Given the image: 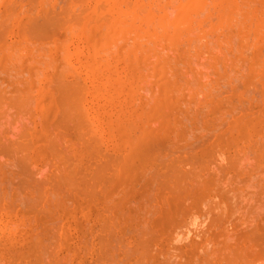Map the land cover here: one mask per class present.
Here are the masks:
<instances>
[{
  "label": "rangeland",
  "instance_id": "1",
  "mask_svg": "<svg viewBox=\"0 0 264 264\" xmlns=\"http://www.w3.org/2000/svg\"><path fill=\"white\" fill-rule=\"evenodd\" d=\"M180 1L0 0V264H264V0Z\"/></svg>",
  "mask_w": 264,
  "mask_h": 264
},
{
  "label": "bare ground",
  "instance_id": "2",
  "mask_svg": "<svg viewBox=\"0 0 264 264\" xmlns=\"http://www.w3.org/2000/svg\"><path fill=\"white\" fill-rule=\"evenodd\" d=\"M174 1H175V0H174ZM182 1H184V0H182ZM182 1H180V5L182 4V3H181ZM83 2H84V1H83ZM192 2H193V1H192ZM153 3H154V2H153ZM231 3H232V2H231ZM184 4H186V3H184ZM143 5H144V4H143ZM202 5H203V4H202ZM155 6H156V5H155ZM168 6L170 7V5H168ZM178 6H179V4H178ZM184 6H185V5H184ZM129 7H130V6H129ZM161 7H162V6H161ZM144 8H145V6H144ZM178 8H179V7H178ZM188 8H189V7H188ZM233 8H234V7H233ZM85 9H86V8H85ZM146 10H147V9H146ZM150 10H151V9H150ZM251 10H252V9H251ZM130 11H131V10H130ZM180 11H181V10H180ZM152 12L155 13V11H152ZM165 12H166V9H165ZM136 13H137V12H136ZM166 13L169 14L168 12H166ZM197 13H198V12H197ZM197 13H196V14H197ZM163 14H164V13H163ZM200 14H201V13H200ZM137 15H138V14H137ZM171 15H172V14H171ZM186 15H187V14H186ZM194 15H195V13H194ZM219 15H220V14H219ZM254 15H255V14H254ZM160 16H162V15H160ZM183 16H184V15H183ZM198 16H199V15H198ZM259 16H260V15H259ZM137 17H138V16H136L135 18H137ZM169 17H170V18H169ZM173 17H174V16H173ZM199 17H200V16H199ZM240 17H241V16H240ZM253 17H254V16H253ZM116 18H117V17H116ZM164 18H165V19H163V16H162L161 18H158V19H161V20L163 19V20H164V23H166L167 25H168L167 22H169L170 20H172V22H173V18H172L171 16H165ZM171 18H172V19H171ZM49 19H50V18H49ZM77 19H78V18H77ZM223 19H224V18H223ZM152 20H153V19H152ZM152 20H151V21H152ZM176 20H177V18H176ZM137 21H138V20H137ZM229 21H230V20H229ZM249 21H250V20H249ZM51 22H52V21H51ZM68 22H69V20H68ZM134 22H135V21H134ZM177 22H178V20H177ZM247 22H248V21H247ZM259 22H260V21H259ZM62 23H63V22H62ZM69 23H71V21H70ZM159 23H162V21L159 22ZM169 23H170V22H169ZM257 23H258V22H257ZM120 24H121V23H120ZM140 24H141V23H140ZM173 24H174V22H173ZM53 25H54V24H53ZM58 25H59V24H58ZM68 25H69V24H68ZM71 25H72V23H71ZM117 25H118V23H117ZM156 25H157V24H156ZM36 26H37V25H36ZM63 26H64V25H63ZM140 26H141V25H140ZM192 26H193V25H192ZM51 27H52V26H51ZM67 27H68V26H67ZM113 27H115V26H113ZM116 27H117V26H116ZM118 27H119V26H118ZM154 27H155V25H154ZM158 27H160V25H159ZM258 27H259V26H258ZM132 28H133V27H132ZM134 28H135V27H134ZM134 28H133V29H134ZM142 28H143V26H142ZM163 28H164V27H163ZM180 28H181V27H180ZM65 29H66V28H65ZM127 29H128V28H127ZM160 29H161V28H160ZM167 29H168V28H167ZM167 29H166V30H167ZM55 30H56V29H55ZM162 30H163V29H162ZM162 30H161V32H162ZM137 31H138V30H137ZM156 31H157V30H156ZM159 31H160V30H159ZM235 31H236V30H235ZM238 31H239V30H238ZM146 32H147V31H146ZM253 32H254V31H253ZM142 33H143V32H142ZM155 34H156V33H155ZM182 34H183V33H182ZM52 35H53V33H52ZM137 35H138V34H137ZM140 35H141V34H140ZM166 35H167V34H166ZM254 35H255V34H254ZM53 36H54V35H53ZM159 36H160V35H159ZM233 36H234V35H233ZM255 36H256V35H255ZM259 36H260V35H259ZM40 37H41V36H40ZM136 37H137V36H136ZM142 37H143V36H142ZM142 37H141V38H142ZM167 37H168V36H167ZM195 37H197V36H195ZM41 38H42V37H41ZM145 38H147V37H145ZM158 38H160V37H158ZM162 38H163V37H162ZM179 38H180V36H179ZM189 38H191V37H189ZM138 39H139V38H138ZM244 41H245V40H244ZM172 42H173V41H172ZM217 43H218V42H217ZM220 45H221V44H220ZM195 49H196V48H195ZM190 51H192V50H190ZM219 60H220V59H219ZM214 63H215V62H214ZM208 65H209V64H208ZM253 66H254V65H253ZM226 76H227V75H226ZM71 85H72V83H71ZM73 85H74V84H73ZM75 85H76V84H75ZM188 86H189V85H188ZM61 87H62V86H61ZM73 87H75V86H73ZM81 88H82V87H81ZM75 89H76V88H75ZM70 91H71V90H70ZM77 91H78V90H77ZM72 95H73V94H72ZM81 95H82V94H81ZM77 96H78V95H77ZM191 97H192V96H191ZM72 98L74 99L75 97L73 96ZM73 99H72V100H73ZM75 99H76V98H75ZM75 99H74V100H75ZM74 100H73V101H74ZM80 100H82V99H80ZM75 101H76V100H75ZM76 103H77V102H76ZM78 108H80V105H79ZM76 109H77V107H76ZM76 109H75V110H76ZM78 110H79V109H78ZM81 110H82V109H81ZM81 110H80V112H83V111H81ZM80 114H81V113H80ZM81 116H82V115H81ZM80 118H81V117H80ZM76 120H77V119H76ZM84 123H85V122H84ZM81 126H82V125H81ZM79 128H80V127H79ZM83 128H84V126H83ZM6 150H7V149H6ZM9 151H10V150H9ZM19 159H20V158H19ZM20 161H21V160H20ZM24 161H25V160H24ZM23 163H24V162H23ZM27 163H28V162H27ZM25 165H26V164H25ZM26 166H28V165H26ZM22 168H23V167H22ZM95 168H96V167H95ZM22 170H23V169H21V171H22ZM24 171H26V170H24ZM98 171H99V170H98ZM173 171H174V170H173ZM27 172H28V171H27ZM27 172H26V174H27ZM171 173H172V172H171ZM171 173H170V174H171ZM174 173H175V172H174ZM24 174H25V173H24ZM178 175H179V174H178ZM93 176H94V175H93ZM170 176H171V175H170ZM180 176H181V175H179V177H180ZM66 177H67V176H66ZM181 177H182V176H181ZM70 179H71V178H70ZM70 179H68V180H70ZM59 180H60V179H59ZM59 180H58V181H59ZM62 181H63V180H62ZM71 182H72V181H71ZM54 183H55V181H54ZM67 183H68V182H67ZM77 183H78V182H77ZM60 184H61V183H60ZM62 184H63V183H62ZM73 185H74V183H73ZM71 186H72V185H71ZM85 186H86V185H85ZM81 190H82V188H81ZM138 234H139V233H138ZM140 235H141V234H140ZM140 235H139V236H140ZM120 237H121V236H120ZM137 237H138V236H137ZM140 237H142V236H140ZM140 237H138V239H139ZM144 238H145V237H144ZM121 239H122V238H121ZM140 239H141V238H140ZM145 239H146V238H145ZM118 240H119V239H118ZM141 240H142V239H141ZM147 240H149V239L147 238ZM101 242H102V241H101ZM120 242H121V241H120ZM120 242H119V243H120ZM124 242H125V241H124ZM144 242H145V241H144ZM103 243H104V242H103ZM136 243H137V242H136ZM139 243H140V241H139ZM140 244H141V243H140ZM143 244H144V243H143ZM121 245L124 246L122 243H121ZM134 247H135V246H134ZM142 247H143V246H142ZM136 248H137V247H136ZM130 250L132 251L131 248H130ZM130 250H129V251H130ZM136 250H137V249H136ZM145 250H146V249H145ZM129 251H128V252H129ZM137 251H138V250H137ZM137 251H136V252H137ZM134 252H135V251H134ZM136 252H135V253H136ZM138 252H139V251H138ZM129 253H130V252H129ZM142 254H144V253H142ZM133 255H134V254H133ZM126 256H127V255H126ZM148 256H149V255H148ZM131 257H133V256H131ZM134 260H135V259H134ZM142 261H143V260H142ZM142 261H141V262H142ZM135 262L137 263V261H135ZM138 264H139V263H138Z\"/></svg>",
  "mask_w": 264,
  "mask_h": 264
}]
</instances>
